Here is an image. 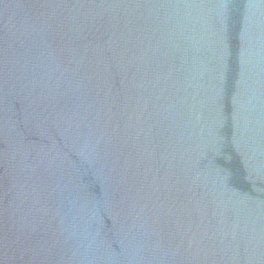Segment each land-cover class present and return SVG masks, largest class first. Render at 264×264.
Returning <instances> with one entry per match:
<instances>
[{
	"label": "water",
	"instance_id": "95a60500",
	"mask_svg": "<svg viewBox=\"0 0 264 264\" xmlns=\"http://www.w3.org/2000/svg\"><path fill=\"white\" fill-rule=\"evenodd\" d=\"M0 264H264V0H0Z\"/></svg>",
	"mask_w": 264,
	"mask_h": 264
}]
</instances>
